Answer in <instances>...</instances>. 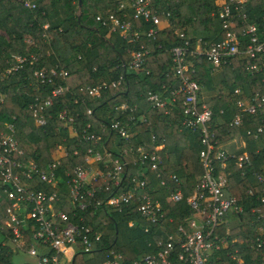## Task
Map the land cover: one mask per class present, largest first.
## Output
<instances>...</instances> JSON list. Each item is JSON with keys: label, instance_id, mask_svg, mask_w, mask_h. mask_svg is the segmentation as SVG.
<instances>
[{"label": "built area", "instance_id": "obj_1", "mask_svg": "<svg viewBox=\"0 0 264 264\" xmlns=\"http://www.w3.org/2000/svg\"><path fill=\"white\" fill-rule=\"evenodd\" d=\"M249 2L218 0L217 15L224 30L221 41L202 45L198 38L193 49L190 36L184 31L175 30L179 43L170 51L177 84H171L162 92H147L146 98L156 110L175 117L181 129L199 133L202 174L194 191L184 201L190 213L176 223L174 230L164 238L155 237L148 241L147 246L153 252L140 254L127 262L121 252L111 247L96 253L102 240V231L83 222L82 212L89 207L104 206L114 210L126 208L138 212L139 216L137 220H129L128 225L140 226L144 232L151 233L152 227L174 222V213L169 212L171 205H175L176 213L180 212V203L184 198L183 183L175 173L167 175L168 181L175 185L165 199L167 203H163L155 195L156 189L150 186L146 170L158 169V151L163 144L156 143L147 150L145 143L135 141L138 126L133 117L128 115L132 107L120 103L115 106V111L128 118H113L108 125L99 126V131L85 133L86 129L82 130L94 145L84 147V162L75 164L71 171L62 170L63 159L69 152L65 138L55 144L51 160L40 167L19 148L13 134L15 126L6 122L10 133L0 131V264H85L89 259L95 260V264H247L244 247L236 243V240L244 242L243 237L234 239L231 236V227L237 220L232 215L242 208L237 198L227 192L230 172L226 169V161L233 160L238 168L244 169L251 165V159L247 151L230 153L216 141L211 127L213 108L200 99L202 88L190 75L195 68L189 56H205L212 69L219 68L232 57L242 58L246 70L258 75L259 79L255 80L257 88L254 92L236 99V112L231 123L239 126L243 123L244 113L255 114L264 102V92L261 90L264 88V15L260 23L251 18ZM22 3L29 8L35 7V3L29 0H23ZM120 8H129L133 18L150 22L146 31L149 37L159 31L162 20L170 24L169 12L161 18L153 8L152 0H127L126 3L120 2ZM96 18L108 31H118L128 42L136 43L139 40L140 31L135 23L127 19L126 12L121 17L109 12L107 18L102 15ZM43 27L47 28L48 25L44 24ZM26 42L33 40L27 37ZM148 52L142 43L137 47L133 45L129 51V65L135 69L142 68ZM37 58L35 53L17 55L15 62L0 73V78L8 77L24 63H33ZM55 74L57 69L54 67L34 70V76L41 82H52ZM58 74L66 76L67 71L59 69ZM121 79L120 75L110 83L118 85ZM107 84V81H103L94 86L85 85V88L89 94L100 96L101 89ZM63 89L65 87L62 85L52 88L45 104H50L52 97L58 96ZM241 92L239 86L233 89L234 95L238 96ZM4 97L5 94L0 91V103ZM41 109L34 104L35 122L46 125L47 116ZM58 118L65 123L64 127L71 129L73 116L68 115L66 109L59 112ZM87 127H91V123H87ZM55 128L59 132L60 127ZM107 129L114 132L116 139L103 134ZM71 131L74 135L78 133L74 125ZM247 133L250 134L251 130ZM261 134H264V120L255 128L254 135ZM78 151V148L73 149L75 155ZM132 154L137 157L136 168L121 185L127 156ZM217 161L220 166H217ZM255 175L259 181H264V172ZM157 176H160V184L166 185L167 181L161 178L159 172ZM98 177L103 178L106 189L117 187V190L106 198H94L96 189L93 181ZM37 181L44 182L47 188H39ZM63 184L67 188L65 198L62 194ZM258 198L264 202V190ZM259 218L262 219L255 225L256 236L253 240L257 248L264 251V214L260 213Z\"/></svg>", "mask_w": 264, "mask_h": 264}, {"label": "trees", "instance_id": "obj_2", "mask_svg": "<svg viewBox=\"0 0 264 264\" xmlns=\"http://www.w3.org/2000/svg\"><path fill=\"white\" fill-rule=\"evenodd\" d=\"M22 1L0 0V30L6 33L4 36L0 32V73L15 62L17 55L35 53L38 58L33 63H24L8 77L0 78V91L5 94L4 101L0 103V131L10 133L5 123L14 124L13 134L19 148L40 167L51 160L55 144L65 138L69 152L63 159L62 170L71 171L75 164L84 162V147L94 145L85 133L99 131V126L108 125L113 118H128L117 114L116 105L125 103L132 107L128 115L133 117L138 126L135 141L145 143L147 150L156 143L163 144L158 151V169L146 170L150 186L156 189L155 195L167 203L165 199L175 187L168 181L167 175L175 173L183 183L184 198L180 203V212L176 213L175 205H171L169 212L174 213V222L152 227L151 233L144 232L140 226L130 227L128 221L137 220L139 216L138 212L126 208L114 210L104 206L89 207L82 212L83 222L102 231V240L96 253L111 247L130 262L140 254L153 252L147 246L148 241L155 237L164 238L184 215L190 213L184 201L194 191L202 174V165L199 159V133L181 129L175 117L156 110L147 100V92H162L171 84H177L170 51L179 43L175 30L184 31L190 36L193 49L198 38L202 45L221 41L224 30L217 15L218 0H152L159 16L164 18L169 12L170 20V24L159 29L153 37L146 35L150 22L133 18L132 10L121 9L119 0H29L35 3L34 8L23 5ZM248 7L250 17L260 23L264 15V0H250ZM109 12L118 17L126 12L127 19L135 23L140 31L136 43L128 42L118 31H108L96 18L97 15L107 18ZM44 24L48 27L44 28ZM27 37L32 38L33 42H26ZM141 43L149 52L143 67L135 69L129 65V51L133 45L137 47ZM189 61L195 68L191 77L202 86L210 85L212 67L205 56H189ZM39 67L57 69L52 82H41L34 76V70ZM220 67L221 83L228 90L225 99L217 96L211 101V127L215 139L223 142L242 135L246 141L243 151H247L251 159V165L244 169L238 168L233 160L226 161V169L230 172L227 192L237 198L242 208L232 215L237 220L231 227V236L234 239L243 237L244 242L236 240V243L244 247L247 264H264V251L257 248L253 240L256 236L255 225L262 219L259 214H264V202L258 198L264 190V181H259L255 175L264 172V134L254 135L256 126L264 120V102L255 114L244 113L241 125L231 123L236 112V99L254 92L257 88L254 83L259 76L249 73L244 60L238 57L230 58ZM59 69L66 70L67 75L58 74ZM120 75L121 82L111 85V80L118 79ZM103 81L108 84L101 89L100 96L89 94L85 88V85L94 86ZM58 85L65 89L52 97L50 104H45L51 89ZM238 86L242 92L237 96L233 94V89ZM261 90L264 92L263 87ZM34 104L37 108L42 107L41 111L47 116L46 125L35 122ZM63 109L73 116L71 129L64 127V122L58 118ZM87 123H91V127H87ZM73 125L78 129L76 135L71 131ZM55 126L60 127L59 132H56ZM83 129H86L85 133ZM248 130H251L250 134ZM103 134L116 139L114 132L109 129ZM74 148L79 149L77 155L73 153ZM127 160L121 185L136 168V154L127 156ZM216 163L220 166V162ZM158 172L167 181L166 185L160 184ZM37 186L47 188L42 181H37ZM93 186L96 189L94 198H106L117 190V187L106 189L100 177L93 181ZM62 192L65 198L66 185L62 186ZM79 255L82 257V254ZM85 264H95V260L89 259Z\"/></svg>", "mask_w": 264, "mask_h": 264}, {"label": "crops", "instance_id": "obj_3", "mask_svg": "<svg viewBox=\"0 0 264 264\" xmlns=\"http://www.w3.org/2000/svg\"><path fill=\"white\" fill-rule=\"evenodd\" d=\"M120 2H127V0H119ZM167 26V22L165 20H162L160 24V29ZM51 36V35H50ZM211 75V84L208 86H202L201 85V94L200 99L202 101L207 102L208 104H211L212 99L219 96L225 99V94L227 92V88L221 83L222 80V73H221V67L211 69L210 71ZM219 145L223 147L226 151L230 153H238L243 150H245L246 141L245 138L242 135H236L233 138H230L228 140H225L223 142H219Z\"/></svg>", "mask_w": 264, "mask_h": 264}, {"label": "rangeland", "instance_id": "obj_4", "mask_svg": "<svg viewBox=\"0 0 264 264\" xmlns=\"http://www.w3.org/2000/svg\"><path fill=\"white\" fill-rule=\"evenodd\" d=\"M0 32H1L4 36L6 35V33L4 32L3 29H1ZM28 43H30V42H28Z\"/></svg>", "mask_w": 264, "mask_h": 264}]
</instances>
